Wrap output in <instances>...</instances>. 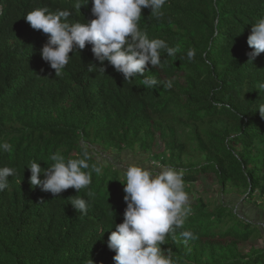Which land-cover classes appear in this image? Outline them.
Instances as JSON below:
<instances>
[{
  "label": "trees",
  "instance_id": "1",
  "mask_svg": "<svg viewBox=\"0 0 264 264\" xmlns=\"http://www.w3.org/2000/svg\"><path fill=\"white\" fill-rule=\"evenodd\" d=\"M77 3L86 0H0V141L12 146L0 151V167L15 169L0 192V264H114L107 240L123 221L125 181L105 157L135 149L185 172L192 213L161 245L173 264H264L258 228L237 215L242 226L226 228L229 207L212 210L191 189L198 176L212 174L222 195L232 187L249 201L264 199V118L257 110L264 105V53L248 62L247 45L251 24L264 18V0H167L159 20L142 8L139 28L179 51L169 57L162 50L161 65L131 83L107 61L98 72L89 44L74 47L59 76L42 59L48 35L24 16L47 8L71 10L69 22L94 18L91 0L80 9ZM145 77L158 83L149 88ZM84 146L90 166L102 168L91 172L87 188L53 195L30 184L32 161L47 168L53 153L77 158ZM77 198L88 202L86 214L71 205ZM183 230L198 238L185 240Z\"/></svg>",
  "mask_w": 264,
  "mask_h": 264
},
{
  "label": "clouds",
  "instance_id": "2",
  "mask_svg": "<svg viewBox=\"0 0 264 264\" xmlns=\"http://www.w3.org/2000/svg\"><path fill=\"white\" fill-rule=\"evenodd\" d=\"M93 19L86 23L69 22L72 11L60 10L55 13L47 8H35L24 19L34 30H41L48 35L40 55L50 68L59 76L70 61L69 53L74 47L83 50L91 45V52L99 62L98 72L106 71L105 61L114 70L122 74L124 81L131 83L137 76L144 77L148 66L157 68L161 65V51L174 57L179 51L170 47L160 38H149L147 32L139 28L142 8L151 10V14L160 19L167 0H91ZM88 0H86V4ZM77 3L75 8L82 5ZM247 45L252 49L249 60L264 53V18L251 24ZM195 50L187 51L191 61ZM95 67V66H93ZM158 81L145 77L143 85L152 88ZM168 80L165 87L171 88ZM259 88L264 90V84ZM264 118V105L257 108ZM12 148L6 141H0V151L8 152ZM91 156L87 146L77 158H66L57 151L50 156L53 162L42 168L32 161L30 184L53 195L69 188L77 192L91 184V172L101 174L102 168L88 163ZM91 167V171H87ZM125 193L123 199L126 208L123 221L115 224L107 240L109 250L115 252L114 264H173L170 250L166 252L161 245L166 236L176 229H183L186 219L192 213L191 199L185 190L183 169L160 166L156 169L130 164L124 170ZM15 174L11 167H0V192L8 187V177ZM194 198V197H193ZM71 205L81 213H87L88 202L84 198L72 200ZM185 240H195L197 235L191 230L181 231ZM92 264V262H91Z\"/></svg>",
  "mask_w": 264,
  "mask_h": 264
},
{
  "label": "rangeland",
  "instance_id": "3",
  "mask_svg": "<svg viewBox=\"0 0 264 264\" xmlns=\"http://www.w3.org/2000/svg\"><path fill=\"white\" fill-rule=\"evenodd\" d=\"M105 159L107 160V162L113 163L121 171H123L130 164H136L150 169H156L157 167H160L159 163L157 162L153 163L146 161V158L139 153L138 149H135L133 153L123 152L119 157H117L116 155H110L108 157H105ZM191 189L198 191L201 194L202 198L204 197L205 200L204 202L212 210L214 209L217 210L218 209L217 205L219 203H223L226 207H229V205L230 207H232L231 205L234 203V201L235 202L237 201V203H246V204L248 203L247 208L250 211L255 210V206H257L259 209L264 208V206L262 205L264 204L263 198H260L256 195L252 200L249 201L247 200L246 195L237 194L236 189L232 187L226 190L227 192L226 195H222L216 183V179L212 174L198 176L197 181L194 184V187H192ZM224 212H226V219L224 220V223L227 224L226 228L229 227L235 228L238 226H242V224L239 221H237L238 219L236 218V214L233 212L232 208L225 209ZM258 231L259 230L257 229L255 230L256 235Z\"/></svg>",
  "mask_w": 264,
  "mask_h": 264
},
{
  "label": "crops",
  "instance_id": "4",
  "mask_svg": "<svg viewBox=\"0 0 264 264\" xmlns=\"http://www.w3.org/2000/svg\"><path fill=\"white\" fill-rule=\"evenodd\" d=\"M235 203H237V201H234V203L231 205L232 207H230L229 205V208H232L233 212L241 220H246L247 222L252 223L255 226L257 225L256 227L258 228L259 233L262 236V240L260 241L261 247L264 246V209H259L257 206L253 205L255 206V210L250 211L247 208L248 203Z\"/></svg>",
  "mask_w": 264,
  "mask_h": 264
}]
</instances>
